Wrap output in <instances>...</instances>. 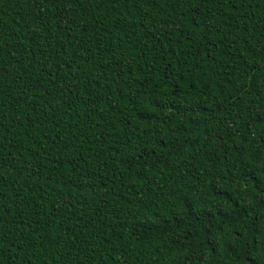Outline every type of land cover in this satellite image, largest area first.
Returning a JSON list of instances; mask_svg holds the SVG:
<instances>
[{
	"label": "trees",
	"instance_id": "obj_1",
	"mask_svg": "<svg viewBox=\"0 0 264 264\" xmlns=\"http://www.w3.org/2000/svg\"><path fill=\"white\" fill-rule=\"evenodd\" d=\"M0 264H264V0H0Z\"/></svg>",
	"mask_w": 264,
	"mask_h": 264
}]
</instances>
